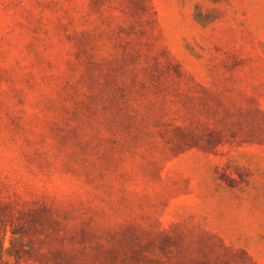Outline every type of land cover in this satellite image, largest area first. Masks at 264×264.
<instances>
[{"label":"rangeland","instance_id":"374dc122","mask_svg":"<svg viewBox=\"0 0 264 264\" xmlns=\"http://www.w3.org/2000/svg\"><path fill=\"white\" fill-rule=\"evenodd\" d=\"M0 264H264V0H0Z\"/></svg>","mask_w":264,"mask_h":264}]
</instances>
